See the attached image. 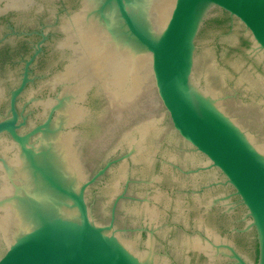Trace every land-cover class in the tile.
Here are the masks:
<instances>
[{
	"label": "water",
	"instance_id": "1",
	"mask_svg": "<svg viewBox=\"0 0 264 264\" xmlns=\"http://www.w3.org/2000/svg\"><path fill=\"white\" fill-rule=\"evenodd\" d=\"M63 27L57 104L19 134L26 77L0 122V264H264V0H80ZM231 187L257 260L213 223Z\"/></svg>",
	"mask_w": 264,
	"mask_h": 264
},
{
	"label": "flooded vegetation",
	"instance_id": "2",
	"mask_svg": "<svg viewBox=\"0 0 264 264\" xmlns=\"http://www.w3.org/2000/svg\"><path fill=\"white\" fill-rule=\"evenodd\" d=\"M21 3L0 0V122L12 117L13 91L20 88L27 77L26 85L16 97L17 125L19 126L17 132L23 135L40 125L44 121V115L49 114L51 108L57 104L56 100L63 87L61 83H54L59 78L57 75L65 70V66L69 63L71 53V50L62 48L60 44L66 35L63 27L64 20L68 19L79 8L80 0H24ZM223 16L226 21L233 22L226 14ZM244 44L249 46L246 39ZM91 134L92 131L89 135ZM12 141L13 137L8 132L0 134V169L3 166L2 161L9 160L12 155ZM153 149L154 146L152 151ZM196 155L201 160L203 159L201 155L197 153ZM100 157H92V165ZM108 162L98 166L92 175L104 169ZM111 162V166L99 177L96 183L99 186L105 182L108 170L114 164V161L111 160ZM141 164H144V167L148 166L145 162ZM162 167L164 173L151 174L152 172H150L152 182H158L164 178L170 180L168 166L164 164ZM217 173V176L222 178V175ZM2 174L3 172L0 170V176ZM3 182L4 180H0V184ZM173 182L175 181L173 180ZM221 184L226 183L224 180L219 181L217 179L208 184L207 187L217 189ZM99 186L98 188H100ZM231 189L233 194L234 190L232 187ZM231 193L217 198L220 200L223 197H228V200H224V202L232 203L233 208L227 211V206L217 204L212 209L216 218L213 223L220 226L221 233L227 236V239L234 240L236 244L238 242L248 250L246 253L250 257L257 260L256 232L254 230L242 231L245 223H247L243 220L244 215H246V208L240 203L239 197ZM162 195L164 194L158 195L160 196L159 201L164 197ZM139 201H141L140 206H142L145 199L141 198ZM208 228L221 236L212 227ZM207 234V241L210 244H215L210 240L215 239L214 235H210L208 231ZM2 247L0 244V251ZM196 252L200 256L197 258L200 264H209L205 252L201 250H196ZM228 264L235 263L229 261Z\"/></svg>",
	"mask_w": 264,
	"mask_h": 264
}]
</instances>
